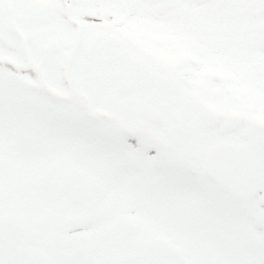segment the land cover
<instances>
[{
	"label": "snow or ice",
	"instance_id": "snow-or-ice-1",
	"mask_svg": "<svg viewBox=\"0 0 264 264\" xmlns=\"http://www.w3.org/2000/svg\"><path fill=\"white\" fill-rule=\"evenodd\" d=\"M0 264H264V0H0Z\"/></svg>",
	"mask_w": 264,
	"mask_h": 264
}]
</instances>
